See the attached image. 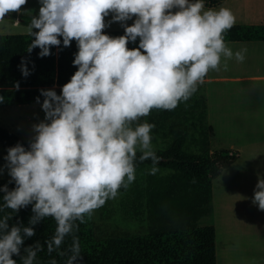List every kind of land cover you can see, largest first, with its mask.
Returning <instances> with one entry per match:
<instances>
[{
  "label": "clouds",
  "instance_id": "9594fccd",
  "mask_svg": "<svg viewBox=\"0 0 264 264\" xmlns=\"http://www.w3.org/2000/svg\"><path fill=\"white\" fill-rule=\"evenodd\" d=\"M28 0H0V22L19 12ZM38 16L27 25L33 38L27 48H39L40 58L51 47L77 42L70 82L55 90H40L45 118L33 125L28 148L8 149L6 168L11 177L0 188V264H37L43 246L23 247L35 226L45 218L56 223L46 240L49 255L66 257L65 264L82 260L79 225L90 221L108 201L119 198L136 180L137 159L151 161L149 175L160 171L150 134L155 125L140 123L153 109L175 110L186 103L210 71L228 70V61L243 63L247 49L233 52L225 34L236 23L232 11L207 8L204 0H40ZM176 10V11H173ZM112 22H121L125 35L103 34ZM132 26L127 21L133 20ZM19 25V22H14ZM38 30V31H34ZM139 38V47L128 44ZM31 72L22 58L19 66ZM17 88L19 84L17 83ZM40 103V98H36ZM139 153V156H138ZM253 205L264 211V176H258ZM32 205L29 226L13 215ZM10 210V211H9ZM68 236L72 243L62 249ZM23 250V255L21 254ZM48 264H58L51 259Z\"/></svg>",
  "mask_w": 264,
  "mask_h": 264
},
{
  "label": "trees",
  "instance_id": "16d2710c",
  "mask_svg": "<svg viewBox=\"0 0 264 264\" xmlns=\"http://www.w3.org/2000/svg\"><path fill=\"white\" fill-rule=\"evenodd\" d=\"M223 1L204 0L206 8H217ZM32 16L38 15L22 14L20 20L28 25ZM103 34L115 38L124 36L125 30ZM32 39L29 34L0 35V107L38 104L37 97L43 103L41 89L62 88L78 70L73 66L78 52L75 40L70 47H64L61 37V45L51 47V55L40 58L39 48L27 52ZM242 41H264V25L236 24L225 34V42ZM139 42V38L135 43L130 42L129 50L138 48ZM22 58L31 72L27 78L19 68ZM141 120L154 124L153 141L161 139L164 143L156 151L161 158L160 171L149 175L151 161L140 163L137 159L136 172L145 171V178L127 191L121 190L128 192L122 211L129 219L146 221L148 233L139 235L119 230L99 238L90 221L80 224L76 235L83 258L77 264H217L216 228L201 226L200 221L213 213L214 180L239 160L240 152L227 148L212 150L213 129L207 123V102L197 92L175 110L153 109L147 119ZM0 142L8 149L18 143L28 148L20 136L1 125ZM10 180L0 179V188L7 185L9 190L14 189L15 183H9ZM3 195L0 192V204ZM103 209L110 217L111 210L106 206ZM32 215V205L22 208L13 215L10 226L17 222L29 226ZM55 228L54 219L45 218L35 226L36 234L25 238L23 247L39 242L44 248L37 255V264H48L51 259L65 264L66 257L47 252L45 242ZM71 243L72 237L68 236L62 249ZM13 259L21 264L20 257Z\"/></svg>",
  "mask_w": 264,
  "mask_h": 264
},
{
  "label": "rangeland",
  "instance_id": "374dc122",
  "mask_svg": "<svg viewBox=\"0 0 264 264\" xmlns=\"http://www.w3.org/2000/svg\"><path fill=\"white\" fill-rule=\"evenodd\" d=\"M40 7V0H28L21 12L7 14L4 18L6 22H0V35L28 34L27 25L19 20L20 15H39ZM212 9L219 10L218 7ZM134 19L127 21V25L132 26ZM16 21L19 25L14 24ZM116 30H125L121 22L110 23L104 31ZM228 70L225 72L229 73ZM241 87L232 82L202 91L208 98L210 115L207 122L213 129L212 150L234 148L241 152V157L214 181V210L201 219L200 225H214L221 234V246L233 235L236 248L229 253L230 261L226 264H264V211L252 203L258 176H264V117L256 121L253 107L262 105L264 108V94L262 98H255L248 93V88L243 91ZM54 90L61 94L62 89L57 86ZM197 92L201 94L200 87ZM44 118L42 103L0 107V125L20 136L28 146L35 135L33 125ZM150 134L153 135L152 132ZM152 143L156 151L164 146L161 139L152 140ZM7 155L8 148L0 142V179H11L4 159ZM145 174V171L136 172V180L129 189L142 182ZM127 195L128 192H121L117 200L106 203L105 206L111 210L110 217L106 216L103 207L95 212L90 223L97 237L106 238L119 230L139 235L148 233L146 221L129 219L123 214L122 202Z\"/></svg>",
  "mask_w": 264,
  "mask_h": 264
},
{
  "label": "crops",
  "instance_id": "0c3cea01",
  "mask_svg": "<svg viewBox=\"0 0 264 264\" xmlns=\"http://www.w3.org/2000/svg\"><path fill=\"white\" fill-rule=\"evenodd\" d=\"M223 6L225 7L227 6L228 9L230 8L232 10V13L236 17L235 24L264 25V0H224L223 3L218 8ZM19 12H21V10ZM112 15L114 14L110 13L109 16L107 17H110ZM107 17H105V23L106 24L112 23V19H109ZM226 44L229 48L233 50V52L239 51L241 49H247L245 53V60L243 63H238L235 59L229 60L228 61V69H230L229 73H226L223 69H221L220 71H210L207 77L205 78L204 83L201 86H199L201 90V94H199L198 92L197 93L200 96H203L207 102V121L210 115V113L208 114L209 104L207 100L208 98L203 94V92L209 91L210 88L213 86H218V85L220 86L223 85V83L234 82L241 85L242 87L240 89L243 91L247 90L248 88L249 89L248 93L255 98L257 97L262 98L264 94V41L226 42ZM58 88L62 89L61 87ZM253 113H254V118L256 119V121H258V118L264 117V108L262 107V105L256 106V108L253 107ZM263 120L264 119H262V121ZM229 149H234V148H229ZM213 200H214V185H213ZM213 210H214V205H213ZM216 232H217V264H226L230 261L228 258L229 253L232 251L233 248H236L233 242V235L231 236V239L227 238L225 240V243L221 246L220 243L221 234L218 229H216ZM238 248H241V246H239ZM221 257H222V261H221Z\"/></svg>",
  "mask_w": 264,
  "mask_h": 264
},
{
  "label": "water",
  "instance_id": "95a60500",
  "mask_svg": "<svg viewBox=\"0 0 264 264\" xmlns=\"http://www.w3.org/2000/svg\"><path fill=\"white\" fill-rule=\"evenodd\" d=\"M20 20V19H19ZM21 21V20H20Z\"/></svg>",
  "mask_w": 264,
  "mask_h": 264
}]
</instances>
